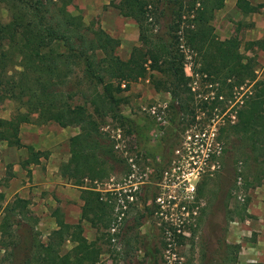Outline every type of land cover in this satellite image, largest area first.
<instances>
[{
    "label": "trees",
    "instance_id": "obj_1",
    "mask_svg": "<svg viewBox=\"0 0 264 264\" xmlns=\"http://www.w3.org/2000/svg\"><path fill=\"white\" fill-rule=\"evenodd\" d=\"M71 1L0 0L9 15L6 22L0 19V99L8 97L16 103L10 118L0 117V142L26 147V161L38 162L48 152L21 143L23 123L78 127V133L69 137L70 155L59 166V173L80 188L83 200L80 219L74 224L65 222L55 208L57 228L46 242L37 236V219L27 208L28 201L16 197L8 202L0 220V264H14L16 241L24 224L30 226L32 236L23 264L96 263L99 253L95 240L82 234L81 221H88L98 232L109 225L113 210L100 199L99 191L83 181L108 177L114 155L112 142L100 132L101 120L85 103L101 118L112 112L126 120L118 108L120 93L139 78L148 77L156 90L168 91L178 113L193 111L190 102L194 92L189 82L194 77L218 82L216 96L223 98L239 95L243 84L253 83L250 91L243 92L239 107L233 109L235 120L231 116L221 120L219 137L244 140L260 168V177L264 176V80L256 79L255 57L239 50V35L246 24L237 21L227 38L215 32L212 21L225 0H113L119 14L133 19L138 28L139 43L125 59L116 53L119 39L99 26L85 24L80 14L69 10ZM236 6L243 14H250L262 9L264 2L253 5L248 0H236ZM244 46L264 48L260 39L246 41ZM186 63L190 75L184 71ZM77 72L83 79L73 90L69 84ZM85 82L86 89L79 87ZM77 95L84 103L74 102ZM199 107L205 110V101ZM242 210L246 212V205ZM175 229L171 228L173 232ZM68 238L75 245L61 253Z\"/></svg>",
    "mask_w": 264,
    "mask_h": 264
},
{
    "label": "rangeland",
    "instance_id": "obj_2",
    "mask_svg": "<svg viewBox=\"0 0 264 264\" xmlns=\"http://www.w3.org/2000/svg\"><path fill=\"white\" fill-rule=\"evenodd\" d=\"M68 8L72 13L80 14L85 24L99 26L112 37L118 38L120 44L116 53L123 59L139 43L136 22L121 16L113 0H72ZM262 12L258 15L261 21L264 20ZM0 19L3 22L9 19L3 6H0ZM238 20L246 24V27L252 23L251 15L243 14L237 8L236 0H225L224 6L215 13L212 21L217 36L227 38L233 34ZM263 32L264 23L262 29L253 26L244 32L242 30L239 35L240 53L255 57L256 79L260 80H264V48L253 46L246 49L244 45L246 41L255 39L256 34H263L258 39L264 45ZM184 51L187 52L186 48ZM184 71L186 75L191 74L188 63ZM81 79L80 72H77L71 78L70 88L76 89ZM87 84L85 82L79 87L86 89ZM189 84L194 92L193 101L190 102L192 112L178 113L175 104L171 105L170 93L156 90L148 77L130 82L129 88L120 93L122 99L118 108L120 114L128 118L126 120L115 117L112 112L101 118L93 112L92 105L85 103L87 110L101 120L100 132L108 142H112L108 132L116 128H120L126 138L123 150L115 149L113 145L114 158L110 162L112 170L108 177L98 181L112 177L115 185L125 189H132V183L136 182L134 199L128 204L118 224L114 242L109 231L111 223L115 221L114 212L109 225L98 232L88 221H81L82 234L88 240H95L99 253L95 264H264V176L260 177V168L244 140L219 137L221 120H224V116L226 118L235 114L233 109L239 107L243 92L250 91L253 83L243 84L239 95L236 93L234 97L224 98L216 96L220 87L218 82L202 81L194 77ZM73 100L84 103L81 95L73 97ZM202 100L206 104L205 110L199 107ZM153 102L167 103L165 122H157L143 110L144 106ZM223 106L224 111L219 113ZM15 108L16 103L11 98L0 99V117L10 118ZM23 124L20 138L49 145L50 149H44L48 154L55 147L58 166L66 162L70 152L69 138L64 132L71 126L61 127L55 122ZM201 128L206 133H214L213 136L221 144V151L213 157L212 162L217 163L214 168L211 167V161L204 165L205 171L194 185V200H186L189 203L188 211L182 213V209L176 207L177 203L161 205L156 202V197L161 192L167 193V189L175 190L176 195L182 194L183 186L180 187L177 180L172 179L171 173L178 165L184 169L190 168V149L187 146L192 147L193 143L186 136L189 134L193 138V134ZM76 129L79 131L78 127ZM0 146L5 152H0V190H3L12 178L13 162L22 163L23 153L21 148L8 146L5 141H1ZM129 155L134 158L138 168L134 178L128 177L131 172L127 160ZM69 182L64 178L63 183H60L58 194H53V203L43 202L42 206L40 201V205L29 207L36 215L34 229L43 242L57 228L53 216L55 208H58L65 222L74 224L79 221L76 217L81 212V205L66 199ZM92 183L88 178L83 181L85 186L91 188L95 187ZM243 205H246V212L242 210ZM173 227L176 228L175 232L171 230ZM31 236L30 226L24 224L16 241L14 264H23ZM74 245V241L66 239L61 246V253Z\"/></svg>",
    "mask_w": 264,
    "mask_h": 264
},
{
    "label": "built area",
    "instance_id": "obj_3",
    "mask_svg": "<svg viewBox=\"0 0 264 264\" xmlns=\"http://www.w3.org/2000/svg\"><path fill=\"white\" fill-rule=\"evenodd\" d=\"M166 108V102H153L148 106H144L143 110L146 111V113L157 122L163 123L165 122ZM234 117L235 115L231 114V118L234 119ZM197 131L199 132H195L193 134V138H191V135L189 134L186 136L187 139L193 143L192 147H190V145L187 146L188 149H190L188 156L190 158V168L184 169L178 165L173 168V172L171 173L172 179L177 180V183L180 184V187L183 186L182 194L176 195L175 190L170 191L169 189H167V193L161 192V194L156 197V202L161 205H166V203L169 205L177 203L176 207H179L180 210L182 209V213L184 211H188L187 205L189 203L186 202V200H194V185L200 178V175L205 171V166L207 165V162H212L213 157H216L221 151V144L217 140V138L213 136L214 133H206L202 128L201 130L199 129ZM108 136L112 140L115 149L123 150V148L125 147L126 138L120 128H116L114 130L112 129L108 132ZM191 139L193 140L191 141ZM178 151L179 150L177 149L176 152ZM127 160L129 166L131 167V172L128 174V177L134 178L138 168L136 166V163L134 162V158L131 155L127 157ZM215 165H217V163L215 164L214 161L212 162L211 167L214 168ZM84 180H87V178H85ZM112 180V177L104 181L93 180L92 184H94L95 186L93 188L100 192V199L109 203L114 212L115 221L111 223V226L109 228V231L112 235L111 240L114 242V234L116 233L118 224L124 216V212L127 209L128 204L134 199L136 182L132 183V189H125L119 187L118 185H115ZM165 194L166 198L164 197ZM179 260L177 262L180 263L181 260Z\"/></svg>",
    "mask_w": 264,
    "mask_h": 264
},
{
    "label": "crops",
    "instance_id": "obj_4",
    "mask_svg": "<svg viewBox=\"0 0 264 264\" xmlns=\"http://www.w3.org/2000/svg\"><path fill=\"white\" fill-rule=\"evenodd\" d=\"M248 1L253 5L264 2V0H248ZM261 11H263L262 13H264V7L257 12L246 14V16L251 15L252 23L248 25L249 27H245L243 29V32L244 30H247L248 28H251L253 26L255 29H262L264 20L261 21L258 18V15L261 14ZM262 35L263 34H256L255 39H258V37ZM23 126L24 124L21 125L20 130H22ZM67 129L69 130L64 132L67 138L78 133L76 127L71 126V128H67ZM20 140L22 144L33 146L35 150L44 151V149L51 148V147L48 148L49 145H43L40 142H37L36 140L25 141L22 137L20 138ZM20 148H21V153H23L22 163L13 162V166L11 168L12 171L10 174L12 178L9 181V185L7 187H4L3 190H0V194L3 195L2 198L0 197V212H1L0 220H2L4 206L8 202H11L16 197L27 200L28 201L27 208L29 207L31 208L32 206L35 207L37 206V204L40 205V201H41V205L43 202L53 203L54 202L53 194L54 195L58 194L57 192L59 191L58 188L61 187L60 183H63L64 181V178L59 174V166H58L59 163L55 161V156H57V150L55 149V147L52 148L53 152L48 154L47 157H43V156L39 157L38 162H27L26 159L28 158V151L26 147L21 146L19 147V149ZM15 149H17V147H15ZM0 152L1 154L2 153L5 154V152L2 149V146H0ZM67 159L68 157H66L65 161H67ZM58 183L59 185H57ZM55 186L57 187L55 189V192H53ZM66 191H67L66 192L67 200H70V202L73 204H77L79 206L82 205L83 200L80 197L81 191L78 186L73 185L69 182ZM51 200H53V202ZM31 215L35 216L36 219V215L34 213L31 212ZM80 216H81V212H79L78 216L76 217L77 218L76 220H79Z\"/></svg>",
    "mask_w": 264,
    "mask_h": 264
}]
</instances>
